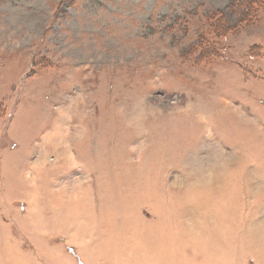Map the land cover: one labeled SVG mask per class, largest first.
<instances>
[{"label": "rangeland", "instance_id": "374dc122", "mask_svg": "<svg viewBox=\"0 0 264 264\" xmlns=\"http://www.w3.org/2000/svg\"><path fill=\"white\" fill-rule=\"evenodd\" d=\"M263 1L0 0V264H264Z\"/></svg>", "mask_w": 264, "mask_h": 264}, {"label": "crops", "instance_id": "0c3cea01", "mask_svg": "<svg viewBox=\"0 0 264 264\" xmlns=\"http://www.w3.org/2000/svg\"><path fill=\"white\" fill-rule=\"evenodd\" d=\"M39 250H40V245L37 246V251H38L39 253H41V252L44 253V248H43V247H42V249H41V252H40ZM42 253H41V254H42ZM42 255H43V254H42ZM43 256H44V255H43ZM37 257H38V260L40 261V263H42V264H45V263H46L47 260H45V259L39 257L38 255H37ZM52 257H53L52 260H56V259H55V258H56L55 256H52ZM52 257H51V258H52ZM47 258H48V257H47ZM51 258H48V259L50 260ZM46 264H49L48 261H47Z\"/></svg>", "mask_w": 264, "mask_h": 264}, {"label": "trees", "instance_id": "16d2710c", "mask_svg": "<svg viewBox=\"0 0 264 264\" xmlns=\"http://www.w3.org/2000/svg\"><path fill=\"white\" fill-rule=\"evenodd\" d=\"M245 1L247 2V4H251L252 2H253L252 4L255 3V2H254L255 0H245ZM261 4L264 5V1H263ZM262 5H261V6H262Z\"/></svg>", "mask_w": 264, "mask_h": 264}]
</instances>
